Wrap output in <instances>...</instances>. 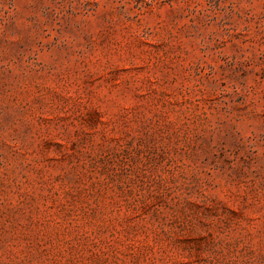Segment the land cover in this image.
Instances as JSON below:
<instances>
[{
	"label": "rangeland",
	"instance_id": "obj_1",
	"mask_svg": "<svg viewBox=\"0 0 264 264\" xmlns=\"http://www.w3.org/2000/svg\"><path fill=\"white\" fill-rule=\"evenodd\" d=\"M0 264H264V0H0Z\"/></svg>",
	"mask_w": 264,
	"mask_h": 264
}]
</instances>
